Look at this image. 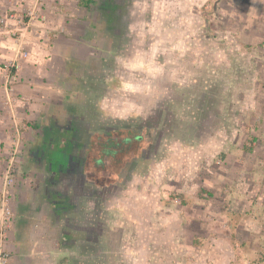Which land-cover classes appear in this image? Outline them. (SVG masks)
Segmentation results:
<instances>
[{
  "label": "rangeland",
  "instance_id": "obj_1",
  "mask_svg": "<svg viewBox=\"0 0 264 264\" xmlns=\"http://www.w3.org/2000/svg\"><path fill=\"white\" fill-rule=\"evenodd\" d=\"M95 33L72 99L103 122L165 121L123 189L88 206L94 250L57 243L54 264H264V0H133L113 49ZM26 142L0 156V264L13 261V196L47 176L19 166ZM28 211L43 236L46 205Z\"/></svg>",
  "mask_w": 264,
  "mask_h": 264
},
{
  "label": "trees",
  "instance_id": "obj_2",
  "mask_svg": "<svg viewBox=\"0 0 264 264\" xmlns=\"http://www.w3.org/2000/svg\"><path fill=\"white\" fill-rule=\"evenodd\" d=\"M132 1L78 0V3L88 10L95 34L113 49L116 39L119 42L125 34ZM92 60L85 64L93 65ZM86 106L83 100L74 98L69 107L50 109L42 115L37 134L26 147L25 160L29 166H44L47 176L38 189L31 186L28 194L17 191V251L29 255L33 243L30 229L33 218L24 213L32 202L46 205L47 217L40 221L55 228L61 248L94 250L100 231L90 221L88 208L93 209L88 206L93 202L98 209L102 201L121 191L159 145V126L163 125L165 114L137 122H103L93 116L91 105ZM66 179L71 180V189L63 186ZM38 258L27 256V263L33 264Z\"/></svg>",
  "mask_w": 264,
  "mask_h": 264
},
{
  "label": "crops",
  "instance_id": "obj_3",
  "mask_svg": "<svg viewBox=\"0 0 264 264\" xmlns=\"http://www.w3.org/2000/svg\"><path fill=\"white\" fill-rule=\"evenodd\" d=\"M86 13L78 0H0V15L4 16V24H0V156L11 160L10 149L17 151L20 141L28 140L26 133L31 132V142L42 115L50 109L71 106V94L78 90L71 67L94 56L87 42L92 26ZM75 99L82 101L79 95ZM26 150L20 148L16 155L19 166L35 173L41 167L29 166ZM24 181L23 188L30 186ZM24 213L33 218L30 229L34 239L29 255L17 251L14 222L7 230L12 264H28L27 256L39 257L33 264H54L51 249L57 246V231L39 220L48 229L43 236L37 235V217L28 210ZM45 251L50 252L48 256L42 254Z\"/></svg>",
  "mask_w": 264,
  "mask_h": 264
}]
</instances>
